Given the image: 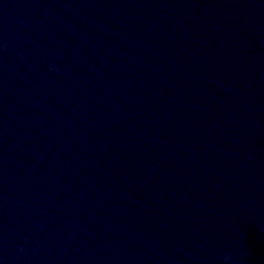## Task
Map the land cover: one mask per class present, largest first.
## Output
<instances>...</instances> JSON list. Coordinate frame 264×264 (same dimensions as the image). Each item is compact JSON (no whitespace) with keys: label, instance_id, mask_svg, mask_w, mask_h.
Listing matches in <instances>:
<instances>
[{"label":"water","instance_id":"1","mask_svg":"<svg viewBox=\"0 0 264 264\" xmlns=\"http://www.w3.org/2000/svg\"><path fill=\"white\" fill-rule=\"evenodd\" d=\"M0 264H264V0H0Z\"/></svg>","mask_w":264,"mask_h":264}]
</instances>
